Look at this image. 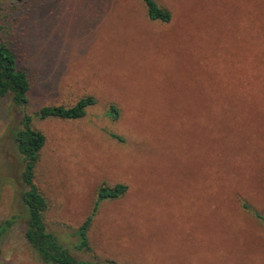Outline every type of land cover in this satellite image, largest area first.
<instances>
[{"label": "rangeland", "instance_id": "374dc122", "mask_svg": "<svg viewBox=\"0 0 264 264\" xmlns=\"http://www.w3.org/2000/svg\"><path fill=\"white\" fill-rule=\"evenodd\" d=\"M155 1L169 22L141 0L1 1L0 41L31 86L22 108L0 98V264H43L24 239L23 115L45 137V229L75 259L264 264V0ZM84 96L80 119L37 114ZM121 184L78 249L98 188Z\"/></svg>", "mask_w": 264, "mask_h": 264}, {"label": "trees", "instance_id": "16d2710c", "mask_svg": "<svg viewBox=\"0 0 264 264\" xmlns=\"http://www.w3.org/2000/svg\"><path fill=\"white\" fill-rule=\"evenodd\" d=\"M2 0H0L1 3ZM18 3L22 0H10ZM145 6L146 16L151 21L167 23L171 19L168 9L160 6L155 0H141ZM30 81L24 70L18 67L17 58L13 50L4 41H0V98L9 97L11 102L19 108L25 106ZM95 104L91 96L80 97L73 105H45L38 110L40 118L56 117L65 120H76L82 118L86 109ZM109 115L116 116L117 111L110 107ZM13 139L17 151L22 155L24 170L22 180L26 190L22 193V203L26 212V224L24 239L32 247L34 253L43 264H113L111 261H89L75 259L57 239V237L46 231L43 223V213L46 209V201L33 184L34 167L38 161L39 151L42 148L44 134L31 125V118L23 115L21 127L13 131ZM126 186L101 185L97 190V196L90 215L82 222L76 231L78 236V249L86 247V230L95 214L100 201L115 199L122 196ZM257 218L264 221V217L256 214ZM14 219H5L0 222V237H2L13 224Z\"/></svg>", "mask_w": 264, "mask_h": 264}]
</instances>
